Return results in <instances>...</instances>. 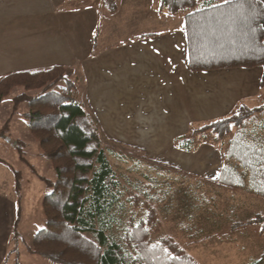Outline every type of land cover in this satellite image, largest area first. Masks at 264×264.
I'll return each instance as SVG.
<instances>
[{"label":"trees","instance_id":"1","mask_svg":"<svg viewBox=\"0 0 264 264\" xmlns=\"http://www.w3.org/2000/svg\"><path fill=\"white\" fill-rule=\"evenodd\" d=\"M106 1L112 12L118 10L119 0ZM155 8L170 15L183 14L182 28L187 36L191 70L264 68L262 0H228L227 3L225 0H156ZM99 31L100 27L95 40ZM73 76V67L54 65L34 72H10L0 79V103L15 87L26 88L15 96L13 113L21 101L29 102L32 109L25 116L30 129L40 141L41 155L53 161L57 172L55 179L41 175L26 159L22 142L17 143L23 161L49 188L43 203L47 223L36 233L28 250L60 264H200L174 236L154 240L153 234L160 231L161 223L156 208L149 204L145 219L135 222L130 217L120 234L115 231V222H121L116 215V207L121 203L120 182L109 154L116 149L111 143L103 146L77 98L78 85ZM61 82H64L62 89L57 90ZM259 84L264 86V73ZM37 87L42 88L41 94H28L27 90ZM261 112L264 104L252 107L242 104L233 114L204 124L193 133L212 131L219 139H226L234 133V127L244 130ZM230 143V157L237 164L223 163L218 175L210 181L234 191L248 190L264 199V151L261 152L258 144L237 143L235 138ZM179 144L191 150L193 141L181 138ZM140 157L181 171L166 162ZM0 161L9 166L15 177L17 211L10 240L14 243L18 240L21 219L22 173L5 160L0 158ZM130 199L140 203L134 192L130 193ZM256 221L263 222L264 232V215L257 214L246 223ZM239 224L242 225H236ZM16 252L15 264H22ZM249 264H264V253Z\"/></svg>","mask_w":264,"mask_h":264},{"label":"rangeland","instance_id":"2","mask_svg":"<svg viewBox=\"0 0 264 264\" xmlns=\"http://www.w3.org/2000/svg\"><path fill=\"white\" fill-rule=\"evenodd\" d=\"M100 1L66 0L64 7L58 9L60 15L63 10L64 14L69 12V16L75 17L77 25L74 26L79 32L83 17L89 15V12H94L95 16L97 13L99 21L93 25L94 36L103 17L108 14L106 6H100ZM88 41L92 43L89 38ZM16 66L22 67L19 69L25 67L22 62ZM8 73L9 70L0 67V79ZM263 73L264 68L261 66L220 70L219 80H229L231 83L229 98L224 101L212 100L208 105L211 108L205 111V118L189 117L180 122L170 120L169 131L159 136L143 134L141 129L145 121L158 124V120L109 118L108 113L94 100L91 86L88 93L86 91L87 97H81L82 89H88L87 81L80 74L77 79L74 73L73 78L79 86L77 98L99 134L103 146L111 143L116 149L109 157L120 182L121 203L116 207V215L121 222H115L114 226L118 234L126 227L130 217L135 222L145 219L150 205L156 208L161 223L160 231L153 234L154 240L162 236H174L200 264H249L264 253L263 222L246 223L257 214L264 215V199L248 190L234 191L210 181L218 175L223 163L237 164L234 158H229L232 138L237 143L258 144L264 148V127L255 125L260 122L259 116L264 112L255 116L259 119H251L244 130L234 127V133L226 139H219L212 131L193 133L194 129L204 124L233 114L242 104L250 107L264 104V86L259 84ZM63 84L61 82L56 89H62ZM25 91L24 86H17L0 103V158L22 173L23 184L18 240L9 244L11 254L4 264H15L17 250L18 260L22 264H60L28 250L34 243L36 233L47 223L43 203L49 188L33 173L29 164L23 161L17 143L22 142L26 159L41 175L55 179L57 172L53 161L41 155L40 141L30 129L29 120L25 116L32 109L29 102L21 101L17 111L13 113L15 96ZM27 92L33 96L39 95L42 88L29 89ZM201 108L199 104L198 110ZM133 115L136 116L137 111ZM126 121L133 130L126 132ZM181 138L193 141L191 150L180 146ZM116 140L127 145L116 143ZM140 155L177 166L181 171L156 164ZM131 192L140 197L139 204L130 199ZM0 194L13 198L16 215L18 195L14 173L1 161ZM238 223L242 225H236Z\"/></svg>","mask_w":264,"mask_h":264},{"label":"crops","instance_id":"3","mask_svg":"<svg viewBox=\"0 0 264 264\" xmlns=\"http://www.w3.org/2000/svg\"><path fill=\"white\" fill-rule=\"evenodd\" d=\"M65 1L0 0V67L10 72L46 70L56 64L75 67L76 78L80 74L87 81L81 97H87L91 86L94 100L109 118L158 120L141 127L152 136L166 134L170 120L205 118L212 100L229 98L230 81L218 77L225 69H190L183 14L158 11L156 0H119L112 12L101 0L108 14L95 40L97 13L83 17L79 32L73 15L59 13ZM19 62L23 69L16 66ZM259 117L255 125L263 128L264 113ZM126 126V132L133 130L127 121ZM15 207L13 198L0 194V264L11 254Z\"/></svg>","mask_w":264,"mask_h":264},{"label":"snow or ice","instance_id":"4","mask_svg":"<svg viewBox=\"0 0 264 264\" xmlns=\"http://www.w3.org/2000/svg\"><path fill=\"white\" fill-rule=\"evenodd\" d=\"M225 2L227 3V2H228V0H225Z\"/></svg>","mask_w":264,"mask_h":264}]
</instances>
